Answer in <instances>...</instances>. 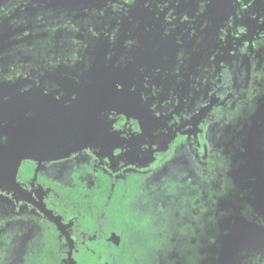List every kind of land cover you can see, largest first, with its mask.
<instances>
[{
	"label": "flooded vegetation",
	"instance_id": "af4514ba",
	"mask_svg": "<svg viewBox=\"0 0 264 264\" xmlns=\"http://www.w3.org/2000/svg\"><path fill=\"white\" fill-rule=\"evenodd\" d=\"M13 91L86 99L90 139L0 159V264H249L264 0H0V98ZM137 214L155 240L141 256Z\"/></svg>",
	"mask_w": 264,
	"mask_h": 264
},
{
	"label": "water",
	"instance_id": "95a60500",
	"mask_svg": "<svg viewBox=\"0 0 264 264\" xmlns=\"http://www.w3.org/2000/svg\"><path fill=\"white\" fill-rule=\"evenodd\" d=\"M88 119L82 97L51 100L35 91L8 92L0 98V159L17 169L25 158H54L82 148L90 139Z\"/></svg>",
	"mask_w": 264,
	"mask_h": 264
},
{
	"label": "rangeland",
	"instance_id": "374dc122",
	"mask_svg": "<svg viewBox=\"0 0 264 264\" xmlns=\"http://www.w3.org/2000/svg\"><path fill=\"white\" fill-rule=\"evenodd\" d=\"M264 129V126H263ZM255 156V157H254ZM253 156V161L250 163L252 164L250 166L251 168V172L254 175H258V177L263 180L264 183V153H254ZM247 166L249 167V162L247 164ZM262 199L264 200V184L263 187L260 191V201L259 203H262ZM121 204V203H120ZM121 206H124V203L121 204ZM260 206H264V203ZM115 208H118V206H114L112 207L111 212L115 211ZM113 218L115 220V222L120 225V226H124V224H131V219H128L126 216V213H124L122 210H116L115 213H113ZM136 219V224H137V232L134 235L133 239L138 241L137 245H138V249L143 253H140V251H138V253L140 254V256L142 254H145L148 249L150 250L152 248V246L155 244V240L153 238H150L146 235V230H148L149 228V220L144 217L143 215H139L137 214L135 216ZM247 226H244V228H246ZM238 237V241L240 240L241 236H237ZM249 239V253L252 252L253 248H255L253 250V253H255L257 251V253L260 254H264V232H262L261 230L254 228V224H251L249 226V234L247 236V240ZM255 240V242H254ZM257 240V241H256ZM80 261L82 264H102V260H98L96 259L94 256H89V255H82L80 258ZM147 261H145L143 263L142 260H140V264H146ZM118 264H128L126 262H124V260L121 263Z\"/></svg>",
	"mask_w": 264,
	"mask_h": 264
},
{
	"label": "trees",
	"instance_id": "16d2710c",
	"mask_svg": "<svg viewBox=\"0 0 264 264\" xmlns=\"http://www.w3.org/2000/svg\"><path fill=\"white\" fill-rule=\"evenodd\" d=\"M255 227H257V226H255ZM257 228H259V227H257ZM254 242H255V240H254ZM254 249L255 248H253V250ZM253 250L251 253H249V264H264V254L257 253V251L255 253H253Z\"/></svg>",
	"mask_w": 264,
	"mask_h": 264
}]
</instances>
